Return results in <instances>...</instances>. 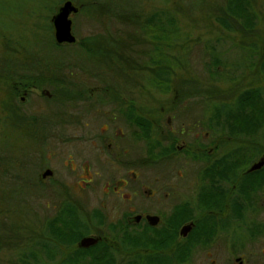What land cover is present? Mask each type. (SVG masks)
Masks as SVG:
<instances>
[{
	"label": "rangeland",
	"instance_id": "rangeland-1",
	"mask_svg": "<svg viewBox=\"0 0 264 264\" xmlns=\"http://www.w3.org/2000/svg\"><path fill=\"white\" fill-rule=\"evenodd\" d=\"M66 1L79 10L80 4L86 9L92 4L91 0H0V264H37L36 260L60 264V258L47 262L36 249L61 204L80 211L83 225L92 234H97L95 223L114 230L124 227L130 216L150 214L159 218L155 235L168 230L172 238H181L183 225L203 219L192 204H196L203 184V172L213 160L203 158L208 149L215 144L213 156L217 158L233 150L241 153L244 160L237 177L264 154V124H255L253 106L243 112L249 120L246 124L240 123L244 120L238 115L241 112L230 111L233 117L229 124L236 136L241 126L248 130L257 127L249 137L235 142L228 139L226 131L213 135L206 127L207 111L214 105H230L241 92L264 88V75L258 71L264 60V0H248L257 17L249 34L230 19L232 31L220 25L218 19L224 15L226 0H130L142 18L159 9H170L177 19L179 37L171 55L172 60L177 58L171 76L174 84L167 94L149 87V71L127 69L121 74L112 65L90 60L81 51V40L98 35L101 28L107 36L120 31L111 19H97L92 12L87 17L72 15L75 43L57 44L52 18ZM254 43L260 56L253 61L256 68L249 69L248 63L247 67L239 63L246 58L244 50ZM209 53L225 66L217 69L219 74L208 68L212 67ZM213 76L219 79L212 80ZM178 87L184 92L177 91ZM43 89L48 90L50 98L41 95ZM126 101L154 117L164 110L157 137H153L157 139L153 159L145 153L148 148L144 142L131 138L136 129L112 119ZM179 106H190L191 113L202 117L198 121L187 119L177 113ZM183 145L185 149L177 154ZM163 153L166 156L159 158ZM189 154L196 157L194 162ZM80 162L86 164L83 172ZM46 169L53 175L43 180L41 174ZM87 180L90 183L77 192L81 182ZM121 180L125 183H119ZM231 187L226 186L228 193ZM254 195L251 204L257 212H249L244 220L259 228L254 235H242L231 222L226 234H221L218 227L213 238H237L236 248L229 247L226 254L213 245L207 250L195 249L190 262L178 258L174 264H227L231 255L242 256L245 264H264L263 182ZM100 204L106 205L105 210ZM181 207L186 212L177 225H172L169 220ZM203 208L205 214L214 210L217 219L229 214L227 207L220 212L210 209L216 208L212 202ZM128 231L136 235L134 226ZM114 238L120 236L115 234ZM61 250L64 254L74 252L76 243ZM33 255L41 258L33 261Z\"/></svg>",
	"mask_w": 264,
	"mask_h": 264
},
{
	"label": "trees",
	"instance_id": "trees-1",
	"mask_svg": "<svg viewBox=\"0 0 264 264\" xmlns=\"http://www.w3.org/2000/svg\"><path fill=\"white\" fill-rule=\"evenodd\" d=\"M91 2L92 4H90L87 9L85 7L86 5L82 6L80 4L81 8L77 14L80 13L87 17L92 12L93 16L95 15L97 19H111L118 24L120 31L114 35L108 34L107 36L105 29L101 28L97 32L98 35L89 36L81 40V51L86 53L90 60H100L99 62H102V64L108 63L121 74L127 72V69H132L134 71L140 70L141 72L149 71L151 73L147 82L149 87L158 90L159 93L167 94L174 84L171 82V76H173V68L176 65L177 58L172 60L171 55L172 52L176 50L175 45L179 37L177 19L172 10L159 9L142 18L141 14L139 15L136 12V7L130 0H91ZM2 5L4 7L7 6L4 2H2ZM223 12L224 15L218 19V22L228 31H232V28H230L228 24L230 20L238 24L240 29L248 34L249 32L251 33L256 26L257 17L248 0H226L223 6ZM258 48L259 47L255 43L247 46L244 50L246 58L241 60L239 64L246 66V63H248L250 66L249 69L256 68L253 61L255 57L260 56ZM209 57V63L211 62L212 67L208 68H214L215 73L219 74L217 69H220V67L224 68V64L220 63L219 58L215 57L213 53H209ZM258 71L264 75L263 59L260 67H258ZM208 74L212 76L213 72H208ZM211 79L215 80L219 78L213 76ZM182 89L183 87L176 88L177 91L184 92ZM184 96L183 99L188 98ZM189 97L192 98V96ZM175 98L177 100V96H175ZM172 103H175V101ZM122 105H124V108L118 112V115L124 118L127 125L129 124L128 127L136 129L131 138L133 141L144 142L145 147L148 148L145 153L153 159V150L155 149L157 139L152 138V132L153 119H156V117L150 112H139L140 109H138V107L127 101ZM250 106H253V119L255 124L258 122L264 124V88L254 90L248 89L241 92L236 101L232 104H218L214 105L210 111L208 110L207 115L209 119L206 125L207 129L212 131L213 135L223 134L222 132L226 131L228 139L234 140L235 142L237 138H243L245 135L249 137L254 131H257V124V127L252 130H248L241 126L236 136V131L230 126L229 122L230 118L233 117L230 111L234 109L237 112H241L238 115L244 120H241L240 123H248L249 120L243 112L245 110L248 111V109L251 108ZM176 111L179 115L194 121H198L199 118L202 117V114L191 113L192 108L190 106H179L176 108ZM218 146H221V138L218 141ZM240 154L241 153L236 150L226 153L222 155V158H217L218 160L215 162H210L209 166L204 170L205 172H203L201 177L203 189L198 199V204L215 203L217 212L221 211L220 209L224 207V204H229L230 216L228 220L221 221V219H217V216L214 215L205 217L206 214L203 213L204 210H202L201 213L204 218L197 224L198 237L196 236V238H207L206 240L213 238L219 227V221L221 225H224V229L228 227V230L231 228V222H233L241 231L242 235H245V233L247 236L251 233L254 235L259 230L258 227L253 226V224H248L244 220L249 212H256L251 204L254 200L251 199L254 194V196L257 195L262 182L264 183V166L251 174H245L248 168L244 172V175L237 177V169L244 160V157ZM189 155H191L190 159L194 162L196 157L192 154ZM165 156V153L159 154V158H164ZM262 156H264V154H262L261 157ZM203 158L207 160L206 156ZM208 161L209 160H207V162ZM221 184H223L224 187H222ZM228 185H231V188L234 186V191L232 195H230V198L225 197L228 193L226 188ZM216 190H218L219 193ZM77 211L78 210L74 209V207L65 204L61 212H58L54 221L46 225L43 235L45 238L40 240L37 244L38 249L36 250L47 262H53L55 259L60 258V264H87V254L82 253V250H75L74 252L66 254H64V252L62 253L61 250L62 248L68 250L74 246L76 240L81 238L83 232L87 230V225H83L80 211H78L79 213ZM185 212L186 209L183 207L176 210L174 216L169 220L170 223L172 225H177ZM243 213H245L244 217ZM208 222H210V225L209 228L206 229L205 225ZM243 222L246 223V227L243 225ZM240 225H243L244 230ZM243 232L245 233L243 234ZM121 234L120 238H136V235L132 236L131 233L129 234L126 228ZM168 234H170L169 231L155 235L153 238H167ZM131 241L134 242L133 239ZM161 243L163 242L159 240L158 244ZM125 250H128V248ZM132 250H134V248ZM183 250L185 251L183 246L176 248L175 260L179 258L178 255ZM26 257L29 259L30 256ZM38 257L41 258L40 256ZM38 257L33 255L31 259L34 261ZM95 261V264H103L104 262L101 258H96ZM36 262L37 264L42 263L41 260H36Z\"/></svg>",
	"mask_w": 264,
	"mask_h": 264
},
{
	"label": "flooded vegetation",
	"instance_id": "flooded-vegetation-1",
	"mask_svg": "<svg viewBox=\"0 0 264 264\" xmlns=\"http://www.w3.org/2000/svg\"><path fill=\"white\" fill-rule=\"evenodd\" d=\"M43 90H45V89H43ZM92 93L94 94L95 92L92 91L91 94ZM21 100H23V99H21ZM163 111L164 110L161 109V116H157L156 119H153L152 138L157 137L156 128H157V126H160V124H161L158 122L162 120ZM112 119H117L124 126L127 125V123L124 121V118L120 115L113 116ZM169 122H170V120H167V124ZM127 126H129V124ZM120 134H121V137L124 138L125 134L123 132H120ZM153 134H154V136H153ZM170 134H173V131ZM205 136L207 137V139H209L208 134ZM213 146L208 149L205 156H206L207 160H210L212 158L213 159L212 162H215V160H217V157L213 156V153H215L217 149H216V146L215 147H213ZM108 148H110V144H109ZM184 149H185L184 145L179 147L177 149V154L181 153ZM218 158H222V156L218 157ZM75 167L78 168L76 165H75ZM79 167L81 168V171L83 172L85 167H86V164L84 163L82 165L80 162ZM45 171L51 172V176L47 177V178H51L53 175L52 171L50 169H46ZM42 174H41V178H42ZM245 174H251V173L246 172ZM81 183H82V185H80L76 189L77 192L83 190L90 183V180H87V181H84ZM119 183H125V181L121 180V181H119ZM123 186H125V185L123 184ZM202 189H203V187L200 186V188L198 189V193H197L198 196H197L196 204L195 203L192 204L193 207L198 208L200 211L206 209V208H203V206H205L206 204H203V205L198 204V199L201 195ZM233 191H234V186H233V188H231L230 193H227L228 198H230L229 195H232ZM114 192H116L115 188H114ZM217 192H218V190H217ZM99 206L101 209L105 210V207H106L105 204H100ZM224 207L229 208V204H224ZM62 208H63V205L61 204L59 212H61ZM183 208L185 209V207H183ZM210 209H215V208H210ZM205 212L206 211H203V213H205ZM216 214L217 213L213 210V212H209L208 214H206L205 217L213 216V215L217 216ZM173 216H174V212H173L171 218ZM229 216L230 215L228 214L227 217L225 219H221V221L228 220ZM136 217L139 218L137 222L132 220L133 218H136ZM149 217L150 218H152V217L157 218L158 219L157 223L155 225H150V223L147 219ZM203 218H204V216H203ZM198 220L199 219L189 220L185 225L182 226V227L190 226L189 232L184 237L180 236V230L182 227L180 228L179 236L181 238H172L171 234H168L167 238H153L155 236L154 231L158 227V224H159V218H158V216L150 215V214H147L144 216L141 214L137 215V216H130L126 219V223H125L126 225L124 227H122V228L118 227L114 230L107 229L104 227V225L101 226V225H99V223H95L97 226L95 232L97 234H92L93 231L91 232V230L87 228L84 235L77 242H75L76 243V251L82 250V253L87 254V256H86V259H87L86 263L87 264H95L96 258L103 259L104 260L103 264H174L175 250L179 246H183L185 251L183 250L181 253H179L178 257L180 259L181 258L184 259L183 261H185V262L187 260L190 262V258H192L190 256V254L195 249L202 248L204 250H207V249H209V247H211L213 245V246H215L216 251L220 250V251H222V253L224 252L226 254L227 252H229V247L232 248V246H234V248H236V246L238 245L237 238H210L208 240H206L207 238H201V239L196 238V236L198 237V234H197L198 233L197 224L199 223ZM201 220L202 219H200V221ZM218 224H219V229H220L221 234H226L229 231L228 227L226 229H224V225H221L220 221L218 222ZM224 224H226V223H224ZM230 225L232 226V224H230ZM132 226H134V228L136 229V238H114L115 234H117L118 236H121L122 235L121 232L123 230L125 231V228L128 231L132 228ZM111 227H115L114 224H112ZM84 237H93V238L97 239V243L88 247V248H80L79 247L80 241ZM128 239H130V240H128ZM132 239L134 242L131 241ZM159 240H161L163 243L158 244ZM127 248H130V249L125 250ZM133 248H134V250H132ZM174 248H175V250H174ZM234 256L235 255H231V258L229 259L227 264H245V260L242 256H237V257L233 258Z\"/></svg>",
	"mask_w": 264,
	"mask_h": 264
},
{
	"label": "water",
	"instance_id": "water-1",
	"mask_svg": "<svg viewBox=\"0 0 264 264\" xmlns=\"http://www.w3.org/2000/svg\"><path fill=\"white\" fill-rule=\"evenodd\" d=\"M78 12V8L75 7L71 2L66 1L63 5L58 9L56 15L52 18V25L54 28V40L57 44H73L75 43V38L71 33V19L70 15L76 14ZM42 96H46L50 98L51 94L47 90L42 91ZM264 166V156L260 157L259 160L253 163L249 169L248 173H252L260 170ZM51 176L50 171H45L42 174V178L45 179ZM138 217L133 218L132 220L137 222ZM150 225H155L158 221L157 218H147ZM190 226H184L180 230V236L184 237L189 232ZM97 243V239L93 237H84L79 244L80 248H88Z\"/></svg>",
	"mask_w": 264,
	"mask_h": 264
}]
</instances>
